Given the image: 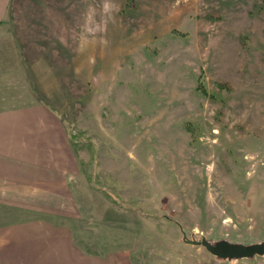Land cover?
Masks as SVG:
<instances>
[{
	"label": "rangeland",
	"instance_id": "374dc122",
	"mask_svg": "<svg viewBox=\"0 0 264 264\" xmlns=\"http://www.w3.org/2000/svg\"><path fill=\"white\" fill-rule=\"evenodd\" d=\"M9 11L0 264H264L188 243H264V0Z\"/></svg>",
	"mask_w": 264,
	"mask_h": 264
},
{
	"label": "water",
	"instance_id": "95a60500",
	"mask_svg": "<svg viewBox=\"0 0 264 264\" xmlns=\"http://www.w3.org/2000/svg\"><path fill=\"white\" fill-rule=\"evenodd\" d=\"M188 243L194 246H202L209 253L222 260L248 259L256 256H264V243L251 246L231 244L226 241L213 245L207 240H202L201 242L188 241Z\"/></svg>",
	"mask_w": 264,
	"mask_h": 264
},
{
	"label": "crops",
	"instance_id": "0c3cea01",
	"mask_svg": "<svg viewBox=\"0 0 264 264\" xmlns=\"http://www.w3.org/2000/svg\"><path fill=\"white\" fill-rule=\"evenodd\" d=\"M11 4H13V0H0V38H1V33H4L6 35L9 34L7 31H9V29H10L9 19H10V13L11 12L9 10H10ZM20 31H22V30H20ZM39 36H40V34H39ZM61 36L62 35H60V34L55 35V33H53V34H43V36H41V37H42V40L44 39V42L46 41V43H48L49 45H54L55 43L61 44ZM36 38H37V36L35 33L31 34V33H26L24 31L16 32L18 50L22 51L24 49L29 54V51L33 50V48H31L29 46V43L31 42V39L34 41ZM53 48H52V50L56 51L55 47H53ZM57 50L59 51V48H57ZM53 57H55L54 54H53ZM50 61L53 64L56 63L53 60H50ZM31 129H36V128L33 126V128H31Z\"/></svg>",
	"mask_w": 264,
	"mask_h": 264
}]
</instances>
